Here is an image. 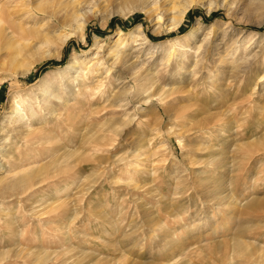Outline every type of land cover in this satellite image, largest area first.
Returning a JSON list of instances; mask_svg holds the SVG:
<instances>
[{"label":"rangeland","instance_id":"rangeland-1","mask_svg":"<svg viewBox=\"0 0 264 264\" xmlns=\"http://www.w3.org/2000/svg\"><path fill=\"white\" fill-rule=\"evenodd\" d=\"M62 1L69 25L34 0L0 21V264H264V0L175 27L142 0ZM119 29L139 83L107 56Z\"/></svg>","mask_w":264,"mask_h":264},{"label":"bare ground","instance_id":"bare-ground-1","mask_svg":"<svg viewBox=\"0 0 264 264\" xmlns=\"http://www.w3.org/2000/svg\"><path fill=\"white\" fill-rule=\"evenodd\" d=\"M28 1L29 0H24V4L25 3L28 4ZM142 1H143L144 5L142 4L143 6H141L140 9H141V11H143L147 14L149 19L155 20V22L158 23L159 25H160L161 21L167 20L168 25L175 27L181 23V21L185 17V14L187 13V11L191 7H193L194 5H196V4H200V5L207 4L208 10H211V9L217 8V7H225L226 5H228L229 0H142ZM34 2L36 3V5L34 6V8L36 10H38L42 13L48 14L47 15L48 19L46 18L47 22L50 21L49 20L50 18L51 19L54 18L56 20V23L53 25V27L59 26V25H63V26L69 25V24H67V18L69 17V19H71V17L69 16L70 13L66 12V15L60 14L58 16V14H59L58 12L60 10H65L67 7V4H65L64 1H62V0H34ZM5 4H7L6 5L8 7L7 10L6 9L4 10L3 7L0 6V21L5 19V18L8 19V17L10 19H13L14 17H16V14L19 13V11L21 10L20 7L22 5H24V4H22V1H20V0H11L10 2L5 3ZM29 5H30V2H29ZM226 7H227V9H229L228 6H226ZM23 14L24 13L22 12L21 15H23ZM47 22H45V23H47ZM85 22H86L85 20L76 21L75 23H77V24L74 26V31H76V30L82 31L84 28ZM140 28L141 27L139 25L137 27V31L128 33V36L134 38L135 40H140L141 44L149 43V39L144 35L143 31ZM4 29H2V26L0 23V32L2 33L4 31ZM196 30H197V27L195 26L194 29L189 31L188 36L193 37ZM55 31H56V29H54V28H52V29L48 28V29L42 30V31H35V35L39 39V42H41L40 44H47L51 41V39H53V37H54L53 35H54ZM118 33H119V36H118L117 40L115 41L114 50H110L111 52L107 56H109V58L112 60L111 65H115V66L120 65V67H122L123 70L125 68H127L131 72V74L133 75L134 79H136L138 77L137 82L139 83L140 80L145 78V75H146V77H149V76H147L148 73L142 74L143 71L140 69L141 67H138L137 65H135L134 61H130L128 54H124V53L119 52V50L121 49V45H122V42L120 41L121 35L127 34V33L122 31L121 29H119ZM69 35L70 34H66L62 38H60V44L63 43L64 41H66L67 38L69 37ZM24 51H25V48H19V50L17 51L16 54L20 55ZM5 60H6V62L5 61L2 62V66L7 62L9 63V65H13L16 62V55L14 56V58L12 60V58H10V54H8ZM100 60H98V65H97L98 68L101 67V65L104 63L103 61H100ZM76 63H77V58L74 56L68 62V64L65 65V67H64L65 71H68L71 68L75 67ZM98 94L100 95L101 99L104 98L102 92L101 93L99 92ZM119 98L121 99V97H119ZM162 99L163 98L160 97V100H162ZM15 110H16V107L14 106V108L12 110V115L14 114ZM0 124H2V123H0ZM202 134H203V132H202ZM4 138L5 137L0 138V147L3 146L2 144L4 143L3 142V140H5ZM0 168L1 169L3 168V163H1V162H0ZM31 180H32V177H31L30 173L29 174H28V172H27V174L21 173L18 177H16L15 179H12L10 182H8L4 187L7 190L8 189L14 190V189L19 188L23 185H26V186L29 185V188H30L29 181H31ZM32 185H36V183L32 184V181H31V186ZM26 190H28V189L26 188ZM26 190L24 189V191H22V192H25Z\"/></svg>","mask_w":264,"mask_h":264}]
</instances>
